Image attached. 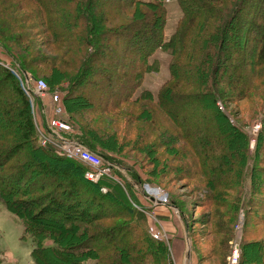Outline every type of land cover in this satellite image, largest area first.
<instances>
[{
  "label": "trees",
  "instance_id": "16d2710c",
  "mask_svg": "<svg viewBox=\"0 0 264 264\" xmlns=\"http://www.w3.org/2000/svg\"><path fill=\"white\" fill-rule=\"evenodd\" d=\"M176 1L184 16L166 40L169 0H0V47L13 58L14 69L29 77L32 90L43 80L52 92L61 91L63 120L71 126L63 135L103 157L105 168L110 163L135 173L138 167L134 176L138 181L139 175L142 186H159L177 205L162 180L176 174L195 184L207 211L204 220L189 218L191 258L197 255L199 264H227L243 208L240 264H264V239L249 238L264 234V132L252 152L251 137L243 130L264 117V110L247 120L233 115L237 124L228 115L233 113L228 106L255 102L256 96L262 95L259 102L264 104V40L258 42L257 36H264V0ZM249 10L256 13L251 18ZM93 13L106 15L97 18ZM232 26L237 35L247 30L255 37L248 50L234 51V60H226L229 69H223ZM158 52L169 56L168 79L156 91L141 89L148 75L161 69ZM3 67L1 80L15 82L13 96L24 121L21 138L29 143V155L21 156V145L0 137V202L21 221L24 238L33 240V264H52V258L69 264H171L166 241L152 236L147 213L130 185L115 175L93 183L85 178L88 166L68 159L50 143L38 145L31 98L15 73ZM192 114L207 117L221 132L219 140L194 139L196 133L187 130ZM171 132H178L174 142L187 147L177 150L180 160H172L171 154L166 161L151 160L152 152L168 148L161 140ZM200 133L197 137H203ZM119 135L125 138L121 144ZM251 153L255 165L247 175ZM49 167L61 174H47ZM39 175L55 177L40 185ZM247 179L253 181L250 197ZM29 184L40 187L31 190ZM197 226L211 237L207 255L199 250ZM254 250L261 260L252 257Z\"/></svg>",
  "mask_w": 264,
  "mask_h": 264
},
{
  "label": "rangeland",
  "instance_id": "374dc122",
  "mask_svg": "<svg viewBox=\"0 0 264 264\" xmlns=\"http://www.w3.org/2000/svg\"><path fill=\"white\" fill-rule=\"evenodd\" d=\"M254 4L255 3L251 1L249 3V6L254 7ZM167 10H168L167 26H166L165 32H164V37L166 40L177 30V27H178L180 21L183 19V16H184V14L181 13V7L176 0L175 1L169 0V2L167 3ZM252 11L253 10L247 11V13H248L247 18H251L256 14V13H253ZM260 11L263 12L262 9ZM23 13H25V12H23ZM93 14L97 18H100V17H103L104 15H106V13H93ZM196 14L199 15L200 13H196ZM206 14L208 15L209 13H205V15ZM221 20L223 21L224 19H221ZM238 32H239V30L237 27H235V26L231 27V31L229 32L228 39H227L226 45H225V51H224V53H225L224 55L227 59L223 60L222 65H221V68H223V69L224 68L229 69L230 64L226 60H231V61L234 60L233 59V52L237 51V49H239V47L241 49L244 48V50H246V49L248 50L251 47L250 40H252L255 37L254 33H252V34L248 33L247 30H245V33L241 32V35H237ZM243 32H244V30H243ZM257 36L259 37L258 42L264 40V36H262V35H257ZM236 46H238V47H236ZM255 52H257V50ZM246 53L247 52L243 51V53L241 55H246ZM156 58H158L159 61L161 62V69L158 73H150L148 75L146 83L143 85V87L141 89H143V88L149 89L150 88V89L156 91L168 79V76H169V70H168L169 56L167 54L158 52L156 54ZM14 63L15 62H14L13 58L5 50H3L0 47V65L4 66L5 68L6 67L10 68V70L13 71L15 73V75L22 81V85L26 90L27 85L29 84V77H26V76L22 77L21 73H19L17 70L14 69V67H15ZM210 65H212V63H210ZM238 65L234 66V70L238 69ZM238 73H240V71H238ZM236 78H239V76L236 75ZM1 79H2V77H0V90L3 91L4 94H0V137H3L4 139L6 138V141L9 144L10 143H12V144L17 143L18 145H21L23 147V149L20 152V155L21 156H23L25 154L27 155L29 153V152L26 153L29 143L28 142L26 143L25 140H23L21 138V136L23 134L21 127H22V124L24 123V121L20 120L19 114L21 112L22 106L20 105L18 99H16L15 96H13V92H15V88H14L15 82L6 83V82L2 81ZM25 79H26V81H25ZM233 81H236V79ZM49 89L51 90L50 87H49ZM256 93H259V89L257 90ZM261 96L262 95H260L259 97L256 96L255 102H242L241 104L240 103L239 104L234 103V104L228 106V108L230 107V109H229L230 111L233 110L232 114H230V112L228 111V115L230 116V122L237 124V123H240L239 118H241L243 120H247V119H250L253 114L258 113V112L260 114V112H263L264 104H263V102H261V103L259 102L260 100H262ZM41 105H42V110L40 108ZM218 106L222 112L225 111L224 106L221 104V102L218 103ZM59 107H61L63 109V113L60 117H58L56 114V110ZM32 109H33L34 125L36 126V130H37V132L36 131L35 132H36V138H37L38 145L45 147L43 145V142L45 140L46 141L51 140L50 138L44 139V137H43V135L48 136V134L50 132V129H49L50 121L53 120L54 118L64 121L63 116L65 113V110H64V105H63V95L61 96L59 103H56L54 101V99H52L50 96H48L44 101L41 99H36L34 107ZM48 111L50 114H52V116L47 117V118L45 116V118H44L43 113L45 112L48 114ZM189 114L190 113H187V115H189ZM233 115H236L239 118L236 119ZM81 116H84V114H82ZM262 117L257 122V123H259V126H260V133L262 130L264 132V119H263L264 117L263 118ZM188 121L189 122H188L187 130L190 127L191 130H193L196 133L195 137H193L194 139L200 138L202 142H203V139H205L204 141L207 143H210L211 141L216 140V139L219 140V138L217 136H218V134H221V132L214 125H211V123L207 120V117L199 115V114H192ZM64 122L67 123L66 121H64ZM255 124H256V122L253 123L249 127H244L243 130L248 133L250 131V129H252V127ZM225 131H226V129L224 130V132ZM198 132H203V133L199 134L200 136L203 135V137L202 136L197 137ZM179 133L182 135V132L180 130H179ZM224 134L229 135L228 133H224ZM177 135H178V132H177V134L174 132H171V134L165 136L161 141H163L164 145H167L168 148H166V149L162 148L161 151L156 152V153L152 152L150 154L151 160L157 161V159L160 158L161 161H166V159H167L166 155H170V154L173 155V156L170 155L172 157L171 158L172 160H175V159L180 160V158H179L180 153H178L177 150L179 149V151L181 152L182 151L181 147H185V148H187V147L184 145L183 141H180L179 143L174 142L175 136H177ZM258 135H259V133H257L254 136L255 137V143H254L253 138L249 134V136L251 137L250 146H251L252 152L255 151V148L257 146L256 139H257ZM133 137L135 138L136 136L134 135ZM182 137H183V135H182ZM117 138L119 139L118 140L119 144L124 142L123 140L125 138L123 136L119 135ZM188 153L190 154V153H192V151L188 150ZM161 155H162V157H161ZM184 155H186V154H184ZM38 156L39 157H37V159H39V161L47 162V160H48L47 158H45L41 155H38ZM190 156H191V154H190ZM210 156H211V154H210ZM140 158H143V156ZM181 159L186 161L187 164L189 163V161H191L189 158L181 157ZM184 161H182V162H184ZM130 164L133 165V162H131ZM144 164L146 165V167L148 169L153 170L152 167L149 166V163H144ZM254 165H255L254 155L251 153V159L249 160V162L247 163L246 168H245V172L247 173V175H251ZM213 166L214 165H212L210 167V165H209L208 168L210 167V169H213ZM52 168L53 167H49L50 171L47 170L46 173L49 174L51 171H54L58 174H61L58 171L57 167L55 168V170ZM137 168L135 169V173L138 172ZM211 175H213V174H211ZM58 176H61V175H58ZM54 177H55V175H39V180L40 181L42 180L41 182H39V184L41 185V183H47L48 181H50V179H53ZM136 177H137L138 181L140 182L139 175L136 174ZM120 182H122V184L124 186L127 185V183L124 182L123 180H121ZM162 183H163V185H165L170 190L171 194L176 199V202L178 203V205L176 203L171 202V198L169 197L170 196L169 193H167L165 190H163L159 186L150 185V187L159 188L167 194L168 206L169 207L172 206L173 210H175V213L178 214L177 216H175L176 219L174 218V220H173L174 225H176L178 223L177 217H180L182 219L185 218L188 221H189V218H191L192 220L195 219V220H199V221L204 220L206 218L205 214H206L207 210L200 203L202 201V197L199 193L194 192L195 184L192 183L191 180L185 179V178H179V175L173 174L170 178H167V179L164 178L162 180ZM252 185H253V181L247 179V181L245 182V191H246V195L248 197H250V191L249 190H250V188H252ZM39 187L40 186H38V184L37 185H30L29 184V189H31V190H35ZM263 187H264V183H263ZM149 191H150V189H149ZM154 191H156V190L153 189L151 191L152 194L155 193ZM260 195H264V192L263 193L260 192ZM245 221H246V211L242 208L240 213H239V218H238V221H237V224L235 227V231H236L235 238L230 243V254L226 260L227 264H230L229 259H230L231 255L234 251V248L237 244H240L239 245L240 252H241L240 258L242 259V244L244 241L243 240L244 232H242L241 229L245 226ZM243 222H244V224H243ZM250 229L253 230V227L250 226ZM196 230L200 235L199 237H197V240L199 242V244H198L199 250L202 252L203 255H207L210 253L209 243H210L211 237L208 236L207 231H205V232L202 231L199 226H197ZM156 234L159 235L158 233H155V235ZM24 235H25V229H24V226L21 223V221L18 218H16L7 209V207L2 202H0V259L2 258L4 260L3 263L6 262L8 264V263H10V261L18 260L20 262V264L27 263L28 261H30L31 264H33L31 252L34 248V243L30 237L25 239ZM161 236H166V235L163 234ZM249 238L254 239V240H259V239L263 240L264 234L259 237V235H256V233L255 234L252 233V236ZM163 240L166 241V245L168 247V252H169V260H170L171 264H183V263H181V261H182L183 251L185 248L184 243H183L182 248L180 249V254H178V251H175L176 248H175L174 240L172 238H170L169 236L168 237L166 236ZM252 252L254 253V256L252 255V257L257 260L258 256H259V251L254 250ZM190 256H191V254H190ZM261 259H262V257L259 256V260H261ZM52 261H53L52 264H66V263L69 264L70 263V262L64 261L63 259H53L52 258ZM189 261H190V264H199L198 256L195 254L192 255V258ZM240 262H241V260H240ZM136 263H138V260H136ZM15 264H17V263H15Z\"/></svg>",
  "mask_w": 264,
  "mask_h": 264
},
{
  "label": "built area",
  "instance_id": "2783aa9c",
  "mask_svg": "<svg viewBox=\"0 0 264 264\" xmlns=\"http://www.w3.org/2000/svg\"><path fill=\"white\" fill-rule=\"evenodd\" d=\"M27 94L31 98L32 107H34L35 100L41 99L45 100L48 96H50L56 103L60 102V98L63 95L61 91L57 90L52 92L47 83L43 80L36 81L34 84V89L32 90L30 84L27 85L26 88ZM63 113V109L59 107L56 110V114L60 117ZM50 132L48 136L43 135L44 139L50 138L49 141H44L43 145L52 144L62 151V153L70 160H76L84 165L88 166L90 170L85 173V178L93 183H98L103 177H111L113 178V166L108 165L107 168L104 167L105 160L100 155L94 153L90 148H88L81 141L71 140L66 138L63 134L71 131V127L60 119H53L49 123ZM260 132L259 123H256L252 129L248 132L251 137H254L257 133ZM255 143V139H253ZM253 143V144H254ZM115 180H118L115 176ZM150 189V191H149ZM156 190L161 192L159 196H155L152 194V190ZM143 192H145V196L148 199H151L155 205H168V196L165 192H163L159 188L147 187L143 188ZM103 192H106V189H103ZM148 214V213H147ZM244 224V222H243ZM243 229V228H242ZM241 229V230H242ZM157 240H163L166 236L154 235L153 236ZM240 244H237L234 248V251L229 259L230 264H239L241 260V252H240Z\"/></svg>",
  "mask_w": 264,
  "mask_h": 264
},
{
  "label": "crops",
  "instance_id": "0c3cea01",
  "mask_svg": "<svg viewBox=\"0 0 264 264\" xmlns=\"http://www.w3.org/2000/svg\"><path fill=\"white\" fill-rule=\"evenodd\" d=\"M42 110V105L40 106ZM45 113V112H44ZM43 113V116L45 118L52 116V114ZM113 175L116 176L117 179L120 181L123 180L127 182L128 185L132 187V195L133 198L138 202L144 211H146L147 214V226L150 229L152 236L155 235V233L161 234V235H166L167 237L169 236L174 240L175 244V251H178V254H180V249L183 246V243L185 245L184 251H183V256H182V261L181 263L183 264H190L191 256L190 259L188 260V245H187V236H189L190 232V224L187 219H182L180 217H177L178 223L174 225L173 220L175 216L178 214L175 213V210H173L172 206H163V205H155L151 201V199H148L145 196V193L142 192L143 188L141 179L140 182L136 180L135 178V173L134 172H129L127 170H121L118 167H113ZM141 185V186H140ZM146 209V210H145ZM176 219V218H175ZM181 228V229H180ZM242 232L243 229H242ZM242 235V234H241ZM157 240V239H156ZM190 254H191V248H190ZM176 259V258H175ZM2 261H4L1 258ZM20 264L18 260L10 261L8 264ZM2 264H7L6 262ZM24 264H31L30 261ZM87 264H91V262H88Z\"/></svg>",
  "mask_w": 264,
  "mask_h": 264
},
{
  "label": "water",
  "instance_id": "95a60500",
  "mask_svg": "<svg viewBox=\"0 0 264 264\" xmlns=\"http://www.w3.org/2000/svg\"><path fill=\"white\" fill-rule=\"evenodd\" d=\"M114 166H116V165H114ZM117 167H119V166L117 165ZM147 187H149V186H147ZM187 245H188V251H187V253H188V260H189L190 259V248H191V237H190V235L187 236Z\"/></svg>",
  "mask_w": 264,
  "mask_h": 264
},
{
  "label": "bare ground",
  "instance_id": "6f19581e",
  "mask_svg": "<svg viewBox=\"0 0 264 264\" xmlns=\"http://www.w3.org/2000/svg\"><path fill=\"white\" fill-rule=\"evenodd\" d=\"M155 193H153L155 196H159L161 194V192L159 191H154Z\"/></svg>",
  "mask_w": 264,
  "mask_h": 264
}]
</instances>
